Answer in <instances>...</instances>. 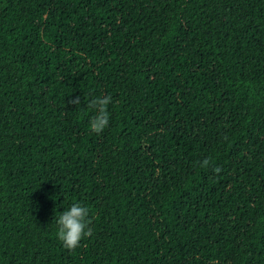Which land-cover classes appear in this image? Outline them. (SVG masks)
I'll return each instance as SVG.
<instances>
[{"label":"trees","instance_id":"obj_1","mask_svg":"<svg viewBox=\"0 0 264 264\" xmlns=\"http://www.w3.org/2000/svg\"><path fill=\"white\" fill-rule=\"evenodd\" d=\"M0 264H264V0H0Z\"/></svg>","mask_w":264,"mask_h":264},{"label":"clouds","instance_id":"obj_2","mask_svg":"<svg viewBox=\"0 0 264 264\" xmlns=\"http://www.w3.org/2000/svg\"><path fill=\"white\" fill-rule=\"evenodd\" d=\"M69 102L79 105L81 101L79 97H75ZM110 103H112L111 96L89 100L88 108L94 113L89 120L91 132L100 134L108 127L110 120L108 106ZM209 165L210 159L206 158L203 160L201 167L207 168ZM214 171L219 173L221 169L216 167ZM92 223L90 208L79 202L72 203L68 209L60 213L59 218L56 220L57 238L65 249L74 251L81 246V242L86 237L93 235Z\"/></svg>","mask_w":264,"mask_h":264}]
</instances>
